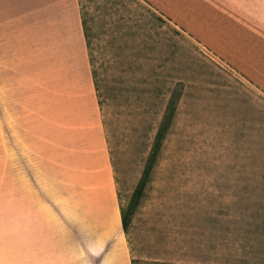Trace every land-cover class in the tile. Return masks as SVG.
Returning a JSON list of instances; mask_svg holds the SVG:
<instances>
[{
    "label": "rangeland",
    "instance_id": "rangeland-1",
    "mask_svg": "<svg viewBox=\"0 0 264 264\" xmlns=\"http://www.w3.org/2000/svg\"><path fill=\"white\" fill-rule=\"evenodd\" d=\"M79 2L86 51L34 54V65L69 66L18 69L11 85V142L7 116L0 135V264H16L11 242L22 220L11 206L14 154L66 238L119 227L131 264H264V38L232 47L259 51L216 52L227 48L223 38L192 36L145 0ZM171 98L173 117L132 205ZM89 115L103 126V146Z\"/></svg>",
    "mask_w": 264,
    "mask_h": 264
},
{
    "label": "crops",
    "instance_id": "crops-1",
    "mask_svg": "<svg viewBox=\"0 0 264 264\" xmlns=\"http://www.w3.org/2000/svg\"><path fill=\"white\" fill-rule=\"evenodd\" d=\"M145 1L190 31L192 36L223 38L218 43L227 48L214 49L216 52L259 51L257 48L232 47L250 46L246 38H264V0ZM83 23L79 0H0V135L4 134L2 122L7 116L10 142L16 116L11 94V85L17 78L16 70L29 68L33 74L34 66L40 69L68 67L67 64L34 65V54L80 53L82 48L86 51ZM239 38L245 40L237 41ZM31 85L33 91V81ZM33 102L31 92L32 106ZM92 117L87 116L91 122L89 128L93 129L97 144L103 146L106 144L103 126L98 127L96 115L92 123ZM45 125L48 139V120ZM12 159L11 206L15 214L22 216V220L16 218L14 222L20 232L11 242L16 264H131L128 245L121 238L119 227L109 236L100 232L99 236L92 238H66L59 222L50 227L48 205L45 210L43 199L40 205L34 199L26 165L23 172L16 154Z\"/></svg>",
    "mask_w": 264,
    "mask_h": 264
},
{
    "label": "trees",
    "instance_id": "trees-1",
    "mask_svg": "<svg viewBox=\"0 0 264 264\" xmlns=\"http://www.w3.org/2000/svg\"><path fill=\"white\" fill-rule=\"evenodd\" d=\"M174 111H175V99L171 98L169 100L168 104L166 105L165 112L163 113L162 123L159 125V127L155 133L153 147H152L150 155H149L150 156V162L145 165V167L142 171V175H141V177H140V179L136 185V188H135L134 192L132 193V196H131L132 205H135L138 202V200L142 194V191L146 185V182H147V179L149 177L150 170H151V161H153L155 159V156L157 154V150L159 149L161 142L164 138L165 132L167 131V128L169 127V123L173 117ZM129 216H130L129 210H126L124 212V214L122 215L121 224H122V227L124 229L128 225Z\"/></svg>",
    "mask_w": 264,
    "mask_h": 264
}]
</instances>
